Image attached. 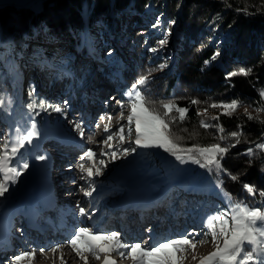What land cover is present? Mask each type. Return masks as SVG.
I'll return each instance as SVG.
<instances>
[{"label":"trees","instance_id":"obj_1","mask_svg":"<svg viewBox=\"0 0 264 264\" xmlns=\"http://www.w3.org/2000/svg\"><path fill=\"white\" fill-rule=\"evenodd\" d=\"M123 14L129 15L126 20L119 19ZM111 18L120 23L127 40L129 64L116 51L100 56L94 49L95 39H100ZM140 18L152 23L142 29ZM159 29L176 38L179 46L172 56L157 58L154 54ZM105 65H110L115 80L119 78V85L128 90L141 76H148L147 84L140 86L146 106L163 111L161 102L173 101L187 109L183 120L175 109L170 113L175 119L169 121L168 134L179 148L234 145L222 158L225 171L219 173L201 168L186 156L182 163L164 149L149 148L138 163L149 179L150 190L164 187L177 175L183 183L199 186L194 184L199 190L193 191L196 195L181 197L186 206L183 210L197 209L195 202L200 203V213L193 210L196 217L229 211L236 204L264 209V150L256 147L264 143V116L257 113L264 111V0H42L36 12L0 7V92L17 138L30 130L35 118L43 126H54L59 120L49 107L54 106L50 98L37 84L32 85L37 82L33 73L42 78L39 86L53 87L65 80H76L77 85L91 72L102 74ZM240 68L251 71L228 76ZM16 75L26 77L24 108L17 104L20 83ZM232 100L238 101L234 110L211 107ZM247 107L251 112L241 110ZM201 121L209 127H203ZM221 127L224 132L219 131ZM233 131L240 133L239 142L229 135ZM221 136L227 139L221 140ZM249 148L253 149L251 156ZM27 152L38 155L27 144L20 154L21 163L29 159L24 156ZM245 184L254 191L249 193ZM163 201L173 202L168 195Z\"/></svg>","mask_w":264,"mask_h":264},{"label":"rangeland","instance_id":"obj_2","mask_svg":"<svg viewBox=\"0 0 264 264\" xmlns=\"http://www.w3.org/2000/svg\"><path fill=\"white\" fill-rule=\"evenodd\" d=\"M41 1L42 0H0V7L3 5H11V6H14L15 8H31L33 11L36 12L41 7ZM128 16H129L128 14H123L122 16L119 17V19L120 20H126L128 18ZM138 21H139L138 26L139 27L141 26L142 29L146 28L147 23H149V24L152 23L150 20H147V19H146V21H143L142 18H140V20H138ZM107 22H108L107 26L104 27L102 33L100 34L101 35V37L99 39L100 41L98 39L97 40L95 39L96 36L95 37L93 36V39H95V41H97V47L94 49H96V51L100 54V56H103L104 53L107 54L109 52L112 53L113 51H116V53L121 56V59L127 61L129 64L131 60H130V56H129L128 51H127L128 47H126L127 40L121 32L120 23L117 22L115 18L114 19L111 18V19L107 20ZM143 31H147V30H143ZM158 33H159V37L156 40V45H155L156 47L154 49V50H156L154 53L155 56L157 58L164 57V56L165 57L172 56L175 53V51H177V48L179 46L177 41H176V38L173 37L172 33L169 32V33L165 34L160 29H159ZM162 40H166V42L164 44H161L160 41H162ZM152 54H153V52H152ZM113 57H114V55H113ZM73 62H74L73 63L74 66H76L78 63V62H75V60ZM98 62L102 65V63L100 61H98ZM98 62H96V63H98ZM109 66L110 65H105V69H103L102 74L100 73V74L96 75L97 78H95V80H94L95 84H100V83L103 84L104 83L105 77L102 78L103 74H108V75H110L111 78L114 77V74L112 73V70L109 69ZM91 73H94V72H91ZM15 78H16L17 82L20 83V84H18L19 88L16 90V92H17V94L21 93V96H23V91H24L23 85L26 81V77L16 75ZM33 78L37 82L34 83L32 81V85L37 84V85H35V87H37V88L39 87V90H42V92L44 94H46V96L48 98H50L51 103H53V101H55L57 103V106L62 107L64 109V111L61 113H57V112L53 111L54 113H56L54 115L56 117H59V120H58V123L56 125L51 126V127L50 126L43 127L40 124V121L38 119H36L37 121L35 123L36 124L35 126H36V130L38 131L39 134L36 136L37 137L36 140L34 138L33 142L31 144H29L30 147H37V145L40 142L37 140L42 138L46 133L50 134V136H51L50 139L53 140V143H55V144L63 143L68 148L74 147V145H71V144L68 145V143L73 142V140L69 139V133L73 134V136H75L77 139H79L81 142H83L84 145H86V150L84 152V155L87 152L88 148L92 147L94 141L98 142L96 145L97 147L93 150L95 157L92 160H87V163L84 164V166L87 165L85 168L91 167L94 172H95L96 167H100L102 169V171H101V174L99 176H93L92 178L89 179L87 177L86 173H84V174L82 173L80 175V177H78V175H76L75 173H71L73 166L70 167L69 158H66L64 160V164L62 165V168L57 169L58 173L57 172L52 173L54 175V177L55 176L60 177L58 179L59 180L58 182H54L55 185H58V186L62 185V187H67L68 183H73L74 186L76 187L78 185V184H76L78 182L77 180L81 179V176H83L89 185L88 190L93 191L92 201L94 200L93 203H94V209L95 210L92 212L88 211L89 214L87 216H83L86 221L90 220L89 217H93L91 220V221H93V223L91 222V224H89L90 226H87L86 224L83 225V224L77 223V227L75 229H78V228L84 227V226L89 228V229H95L94 224L99 221V219L97 221H95L96 220L95 216H96L97 212H99L101 209V213H103L104 215L111 213L110 214L111 217L109 218L108 223H113L117 227V228H114L113 226H110L109 230H107V231H117L118 230L117 232H119L121 234V236L123 235V231H122V229L119 228V226L121 225V223L123 221H126L124 215L127 213V210L130 209V205L125 203V202H122V205L119 208H117V205L113 204V200L115 199V197H110L111 193H113V195L115 194L114 186L118 185L116 183V180H119L117 178L120 177L124 182V185H121V186L125 187L126 189H128L129 185H134V184L140 189L138 192V194L140 195V199L138 201L143 202V204L141 206H139L138 208H142L141 209L142 212H144V211L147 212L146 214H139V215H141L140 225L142 227V232H143V234H141V235H144V236L149 235L152 238L151 241L149 242L151 245H154L155 242H157V241L163 242L166 239H177V238H179L180 234L186 233L189 230H195V237H194L195 247L193 248L191 246L185 245V246H183L182 250L178 251L177 255H178V257H180L179 264H195V263H198L199 258L202 255L205 256L209 252L214 250V248L216 247V243H222V237L217 242H213V240L211 238V230L208 228V226L206 224L207 218H205L201 214H200V216L198 215V217L195 218V220H193L192 217H190L188 215H187V217H185L184 214L181 212V209L178 211V213H179L178 214L177 208H176V212L174 210V212L172 211L173 213H171L172 214L171 218L174 215H175V217L173 220H170L171 218L169 216L166 217L163 214V212H165V207L163 206L164 203H163L161 197L154 198L153 200H149L148 198H144L142 196V194L144 193V188L146 189L145 192L147 193V188H149L148 187L149 186V184H148L149 179L147 176H145V172L143 171L140 164L138 163V157L141 154H143L148 148H141V147H137L135 145V143H134V140H135V124L134 123L132 125L131 136L128 135V126L126 124H122V125H124V140H123V142H121V140H120V135H121L120 131L119 130H113V132H112V128H110V134L112 135V139L108 140L107 143H105V140H107L106 134L101 135L100 138H98V139L95 138L96 133L97 134L104 133L103 130L105 127H103V129H102L100 126H98L100 128L96 127L97 130H96V133L93 134V137L91 136L89 139L81 138L79 133H76L74 128H72V125H73L72 120L74 118V123H81V124L86 123L87 118L90 116V113L88 110H85L84 111L85 118H84V116L82 118H78L79 115L76 113L67 114V104L65 105V103H64L66 101V96H65L66 90L64 88H62V85H64L66 80L62 84L59 83L58 84L59 86L54 85L53 87H46L43 85L39 86L40 85L39 83H42V80H41L42 78L38 77V73L37 74L33 73ZM100 78H102V79H100ZM76 79L78 80L79 78L77 77ZM75 81L71 82V84L75 83ZM108 82L111 85V81H108ZM115 86L117 87L116 90L107 91V95L104 96L106 102L109 100H111V101L114 100L115 104H117V102H120L121 100L119 98L116 99V97H117L116 94L118 93L117 91H119L120 93L122 92L121 96H120L121 98H125L128 100L127 96L124 95V93L128 91V88L125 86H122V85H119V86L115 85ZM70 87H72V85ZM100 90H101L100 88L95 89V91H100ZM86 93H87V91L81 92V93L78 92V93H75V96L73 95L74 97H72V101L75 102V105L80 104V101H75V100H78L77 98L84 96ZM57 95H59V96L61 95V97L58 99H55V97H57ZM96 98H97V96L94 97L93 100L95 101ZM52 99H54V100H52ZM0 103H1V100H0ZM88 104H89L88 108H90V106H91V99L90 98L88 99ZM80 107H82V104ZM241 110L242 111L248 110L251 112V110L248 107L247 108H241ZM0 112H1V110H0ZM74 112H76V111H74ZM48 113H50V112H48ZM252 113H253V111H252ZM257 113H258V116H264L263 110H259ZM43 115L46 116L47 113H45ZM99 118H101V114H100V116H98V118H96V120L97 119L100 120ZM68 125H71V127H69ZM2 129L6 133L10 134V140L16 139L18 132L11 125V123L7 124L6 127L1 126L0 130H2ZM30 130H31V128H30ZM64 140H66V141H64ZM56 141H58V142H56ZM65 142H67V143H65ZM108 145H111V148H109ZM125 147H136L137 150L135 152H129L128 155H124L123 149ZM41 149L37 150L38 154H40V155H42V152L45 150V148H41ZM102 149L105 150L103 154L101 151ZM46 152H48V151L46 150ZM112 152L116 153L117 158L115 160L112 159ZM29 154H30L29 152L24 154V156L28 155L29 159L27 160V162L29 164H31V167H30L31 169L29 170V172L26 170L22 171L21 176L16 179V182L10 183L8 185L9 191L5 194V196L0 197V230L5 225L6 220L8 218H12L11 213L13 211L19 210V212H20L15 218L16 221L11 225L10 231H11L12 236L10 238H12V239L14 238V226L15 225L33 226V225H35L36 222L41 223L42 220L44 219L45 213H47L46 210H42L44 208V203L46 201V198L43 196L44 193H42V192L40 193V189H41V187L44 188L47 185L44 183V182L48 181L46 179V174L44 173V171L47 170V164L48 163L45 160H44L45 166L43 163H38V164L32 163L33 162L31 159L32 156ZM20 159H19L18 163H21ZM122 159H128V161L123 163ZM101 160L104 161V165L100 164ZM74 171H75V167H74ZM73 174H74V176H73ZM0 179H3V176L0 175ZM182 181L183 180L180 176L175 175V176H173L172 180L165 187L166 189L163 191V193H167V192L171 191L172 187L174 186L173 187L174 191L168 195V199L170 201L178 199V195H179V191H180V188L178 186H181ZM191 184L193 185V187H196V186L199 187L197 183L196 184L191 183ZM43 185H44V187H43ZM186 188L191 189V187H186ZM74 190H75V188L72 187L69 191L62 190L61 192H66V194H69V192H70V194H72L73 192L76 191V190L75 191ZM194 195H196V194H194ZM77 196H78L77 194H74L71 197V199L77 198ZM56 197L59 198L60 196H56ZM31 198H32V200H31ZM33 200L35 201L34 203L32 202ZM53 200L56 201L54 199V197H53ZM116 200H114V201H116ZM119 201H123V199L118 200L117 202H119ZM71 202H73V201L70 200L69 203H71ZM73 203L75 204V202H73ZM184 204L181 201V205L184 206ZM195 204L198 206V208L193 209V210L199 214L200 203L197 201V202H195ZM23 205H24V207H23ZM13 207H15V208L13 210H11ZM31 208H33V209H31ZM185 208H186V206H185ZM121 210H122V212H121ZM4 212H8L6 217L2 216V214ZM30 213L33 214V217H32L33 219L29 217ZM38 214H40V216H38ZM41 214H43V215H41ZM145 217L149 218V220H153V222L152 221L144 222ZM34 218H36V221H34ZM56 221L54 222L52 219H49L46 221V223L51 226L53 224V222L56 223ZM148 222L153 223L151 227H154V225H155V227L152 229H149L150 228L149 226L146 227V223H148ZM68 225H69V223H68ZM133 226H135V224H133ZM217 230H218V228H217ZM18 232L20 233V231H18ZM67 233H71L73 235L74 230H72L71 232L67 231ZM28 238L32 239V237H28ZM190 238H192V237H190ZM123 239H124V241H126L128 243V241H127L128 239L126 237H123ZM26 242H28V241H26ZM28 243H30V242H28ZM129 243L131 244V242H129ZM30 246L31 245L24 246L21 244L20 245L16 244L14 247L15 248L14 250L16 251V253L18 255L25 252V251L32 252L33 250H31ZM10 257L11 256H9V258ZM193 257H195V259H193ZM25 261H28V259L26 258L25 260L20 261V262L24 263ZM97 262L98 261H96L95 264H97ZM4 264H9V261L5 260ZM36 264H39V263L37 262Z\"/></svg>","mask_w":264,"mask_h":264},{"label":"snow or ice","instance_id":"obj_3","mask_svg":"<svg viewBox=\"0 0 264 264\" xmlns=\"http://www.w3.org/2000/svg\"><path fill=\"white\" fill-rule=\"evenodd\" d=\"M159 18H157V24ZM174 23V21H173ZM166 40L160 41L164 44ZM217 53L216 55H218ZM207 63V61L205 62ZM251 69L240 68L237 71L229 72L228 76H235L237 74L248 75ZM149 80L148 76H141L136 82H134L129 90L124 93L127 96L130 103V110L127 115L128 135L131 136L132 125L135 124V140L134 143L137 147L141 148H161L167 152H170L177 160L182 163L185 162V156L187 160L199 164L201 168L207 169L209 172L215 170L219 173L225 171L222 167L221 160L224 155L229 151L230 145L222 147L219 143H213L207 147H200L193 145L190 148H179L171 138L169 133V121L175 119L174 116L170 117V113L175 109L179 113V119L183 120L186 108L178 107L173 101L161 102V108L163 111H158L155 108L146 106L148 101L142 95V89L140 86L147 84ZM264 95V92L261 93ZM3 99V94L0 93V100ZM41 102V106H42ZM65 105L67 102H64ZM123 107L122 102H118ZM193 104L197 101L193 100ZM223 107L224 109L234 110L238 106L237 100H232L230 103H223L221 105L212 104L211 107ZM53 111L61 113L64 109L60 106L52 107ZM247 115V112L245 113ZM103 119V117H101ZM111 120V116L108 117ZM213 119H217L214 117ZM249 119L254 117L249 116ZM203 127L207 128L209 125L201 121ZM79 130V135L83 138L85 136V127L81 123L74 125ZM119 131L121 133L120 140H124V125H119ZM220 132H224V129L219 128ZM104 134L108 140L112 139L110 134V126L106 125ZM36 126L33 123L31 130H27L25 133L18 136L15 140H6L3 145H0V174L3 179H0V197H4L9 191L8 185L15 183L16 179L21 176L23 170L29 168L27 162L18 163L22 149L31 144L34 138L38 135ZM233 138H237L240 133L233 131L229 134ZM221 140L227 139L225 136L220 137ZM97 143V142H93ZM111 148V145H108ZM258 149L264 150V143L256 145ZM136 147H125L123 149L124 155H128L129 152H135ZM102 154L104 149L101 150ZM183 153L180 155L177 153ZM249 156L253 154V149H247ZM85 156L88 160H92L94 151L92 148H88ZM117 158L116 153L112 152V159ZM37 160H45L44 155L36 157ZM101 165H104V161H100ZM71 167V166H70ZM82 173H86L90 179L93 176H99L102 169L96 167L95 172L91 167L85 168L84 164L78 165ZM81 179H84L81 176ZM233 180L237 177L233 176ZM244 188L252 193L254 188L248 184L244 185ZM81 191L85 196H91L92 190L82 188ZM264 195V193H261ZM79 207V213L81 216H86L89 213L83 207ZM94 211V209H93ZM206 224L211 230V238L213 242H217L222 237V243H216V247L213 251L207 255L199 258V264H264V209L260 207H249L246 205L236 204L232 206L229 211H219L214 215L207 217ZM218 228V230H217ZM192 237V238H190ZM195 230H189L186 233L180 234L177 239H166L163 242L157 241L154 245L150 243H132L129 244L124 241L121 234L117 231H107L99 229H89L87 227H80L74 229V234L69 240V244L75 251L76 255L84 262L88 264V255L100 259L99 253H104L103 264H116L111 259L110 253L116 252L121 257L127 255L131 258L133 264H179L180 257H178V251L182 250L183 246L188 245L195 247L194 243ZM59 247V246H58ZM43 252V249H40ZM55 251V249H53ZM34 256V252L25 251L15 256V261L20 262L27 259H31ZM195 259V257H193Z\"/></svg>","mask_w":264,"mask_h":264},{"label":"bare ground","instance_id":"obj_4","mask_svg":"<svg viewBox=\"0 0 264 264\" xmlns=\"http://www.w3.org/2000/svg\"><path fill=\"white\" fill-rule=\"evenodd\" d=\"M117 94H116L117 97L116 96L115 97H116V99L119 98L121 100L120 102H122L123 107H121V104L118 102H117V104H115L114 100L113 101L109 100L106 102L104 96L107 95V91L102 92L101 95H97V98L95 99V101H94V103H93V105L89 111L90 116L88 115L89 117L87 118V122L83 123V125L85 127V136L83 138L89 139L91 136L93 137V134H95L96 130H97L96 127H98V126H100L103 129V127H105L106 125H109L110 128H112V132H113V130H119V125H121V124L127 125V115H128L129 110H130V104H129V101L127 99L120 97L121 93L119 91ZM77 99L78 100H75V101H80V103H82V111L84 112L85 110H87L89 107L88 101H86L85 98H77ZM100 114H101V117H103V119L99 118L100 120H98V119L96 120V118H98V116H100ZM83 116L85 118V114ZM109 116H111V120L108 119ZM0 120L4 124L6 123V120L4 118H2ZM100 127H98V128H100ZM103 134L104 133H100V134L96 133L95 138L98 139ZM7 137H10V134ZM50 137H51L50 134L46 133L42 138L38 139L37 141H40V142L37 145V147L39 149L46 148L47 147L46 144L53 143V140L50 139ZM36 138L37 137H35V140H36ZM75 138L76 137L73 136V134L69 133V139L73 140V142L68 143V145L69 144L74 145V147L69 148V151H70V157H69L70 162L69 163H70V166H73L71 173H75L76 175H78V177H80L82 172L80 171L78 165L81 163L86 164L88 159L84 155V152L86 150V145H84V143L81 142L79 139H77V138L75 139ZM64 141H66V140H64ZM56 142H58V141H56ZM95 142H97V141H95ZM65 143H67V142H65ZM97 143H93V145L91 147L93 150L97 147L96 146ZM54 146L58 147V151H57L58 156L57 157L59 158V161L61 162L60 165L62 167V165L64 164L65 158L62 154L61 155L59 154L61 152L59 150L62 149L61 147H67V146L66 145H60L59 146L58 144H54ZM54 157L55 156H53L51 158L46 157V159H45V161H47V163H48L47 164V172H48V170L50 171V169L52 170L57 166L54 164ZM94 157H95V154H94L93 158ZM122 160H123V163L128 161V159H122ZM74 167H75V171H74ZM0 175L2 176V174H0ZM73 176H74V174H73ZM47 177H48V174L46 175V179L48 181L52 180L49 177L48 178ZM58 181H59L58 178H56V180L53 179V181L49 182L45 188L41 187V189H40V193L41 192L44 193L43 196L46 198L44 206L48 209H52L53 205L55 204V201L53 200V196H54L56 191H59V192H61V190L69 191L72 187H74L73 183H68L67 187H62V185L61 186L55 185L54 182H58ZM77 181L81 184L82 188H85V189L88 188L89 185L85 179H82V180L78 179ZM43 187H44V185H43ZM127 190H128V192L126 193V195L124 197V201H125V203L130 205L129 211H131L132 213L136 212L139 214H146L147 213L146 211L142 212L141 211L142 208H138L139 206H141L143 204V202L138 201L136 199V195L140 189L134 184V185H129ZM75 192H73L72 194H70V192H69V194H64L65 198L63 199L62 206L55 213V215L58 218V221L60 223V225L57 227V229L62 233L60 238L56 239L53 243H51L52 241H51L49 236L53 231L46 229L45 232H42L44 227L42 225H38L39 232L32 239V244H33V247L35 249L32 251V252H34L33 258H31L30 260L28 259V261H25L24 263L17 262V261H15V256H17L18 254L16 253V251L11 246H8L6 248V250H4L2 252L0 260L2 258L7 259L9 261V264H34L35 262H39V261H44L48 264H84V262L76 255L75 251L73 250V248L69 244V240L71 239L72 234L67 233L66 225H65L67 220H69V219H71L73 221L75 220V215L73 213H71L70 210L68 209V204L71 200V197L74 194H77V192L76 193ZM31 200H32V198H31ZM32 202L34 203L35 201L33 200ZM83 204H85V202H83L82 205ZM23 207H24V205H23ZM14 208L15 207H13L11 210H13ZM31 209H33V208H31ZM93 209L90 211H93ZM75 212H77L76 209H75ZM121 212H122V210H121ZM19 213H20L19 210L13 211L11 213L12 218H8L5 222V225L0 230V237L1 238L6 237V236H8V237L12 236L11 231H10L11 225L16 221L15 218ZM7 214H8V212H4L2 214V216L6 217ZM110 214L104 215L103 213H101V209H100V211L97 212L96 216L94 215L96 217V220L94 219L95 221H97L99 219V221L94 224L95 229L106 230V226L108 224L109 218L111 217ZM41 215H43V214H41ZM38 216H40V214H38ZM29 217L32 218L33 214L30 213ZM148 219L149 218L145 217L146 222L148 221ZM34 221H36V218H34ZM140 221H141V215H137V216H135V218L128 217V221H123L121 223V225L119 226V228L123 230V233L126 236L136 235L138 233V229H139L138 225L140 224ZM91 222L93 223V221H91ZM79 223H81V224L85 223V221H83V217H82V219H80ZM133 224H135V226H133ZM69 226L72 227L71 224ZM147 226L148 225H146V227ZM132 227L135 228V231H133V232H131L129 230V228H132ZM154 227H155V225H154ZM149 229H152V228H149ZM147 241L149 243V241H151V239L147 238ZM40 249H43L44 251L41 252ZM53 249H55V251H53ZM45 252H48V253L45 254ZM87 255H88V264H95V262L98 261V259H96L95 257H92L91 254H87ZM9 256H11V257L9 258ZM99 256H101V253H99ZM114 259L115 258H113V260ZM0 264H2V262H0ZM102 264H103V262H102ZM195 264H199V262L195 263Z\"/></svg>","mask_w":264,"mask_h":264}]
</instances>
